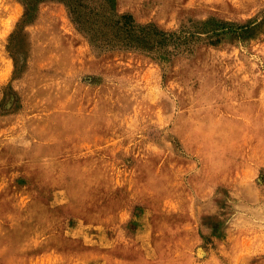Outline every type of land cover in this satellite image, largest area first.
I'll return each instance as SVG.
<instances>
[{
    "label": "rangeland",
    "instance_id": "374dc122",
    "mask_svg": "<svg viewBox=\"0 0 264 264\" xmlns=\"http://www.w3.org/2000/svg\"><path fill=\"white\" fill-rule=\"evenodd\" d=\"M114 2L188 48L0 0V264H264V0Z\"/></svg>",
    "mask_w": 264,
    "mask_h": 264
},
{
    "label": "trees",
    "instance_id": "16d2710c",
    "mask_svg": "<svg viewBox=\"0 0 264 264\" xmlns=\"http://www.w3.org/2000/svg\"><path fill=\"white\" fill-rule=\"evenodd\" d=\"M21 1L24 5V20L34 19L36 3L41 0ZM57 1L65 6L75 29L96 49H123L153 57H170L188 48L183 46L189 42L187 38L178 41V35L183 33V29L166 32L152 23H138L130 14L118 13L114 0Z\"/></svg>",
    "mask_w": 264,
    "mask_h": 264
}]
</instances>
